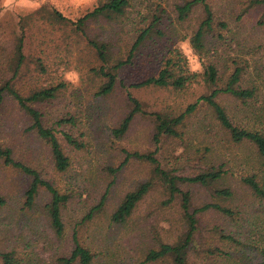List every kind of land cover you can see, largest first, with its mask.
<instances>
[{
  "label": "rangeland",
  "instance_id": "obj_1",
  "mask_svg": "<svg viewBox=\"0 0 264 264\" xmlns=\"http://www.w3.org/2000/svg\"><path fill=\"white\" fill-rule=\"evenodd\" d=\"M101 1L0 0V78L4 76L3 66L12 54L14 43L21 39L24 52L40 56L47 72L38 74L32 65V72L17 81L18 89L26 92L61 81L66 84L55 99L42 102L37 108L44 115V123L57 129L70 158V165L64 171L56 170L48 144L26 131V116L15 101L9 98L5 101L0 112V144L12 147L16 159L37 169L68 199L62 208L63 232L57 236L43 209L49 193L40 191L35 206L23 208L25 176L0 162V194L7 200L0 207V251L14 250L15 256L25 260V264H54L58 257L71 252L76 235L93 253L90 264H138L149 249L158 248L160 243H173L185 229L180 205L177 199L169 202L163 186L157 182L124 223L109 220L123 195L150 178L152 166L131 157L117 172L112 173L110 168L123 160L124 151H153L160 167L172 174L193 175L219 165L224 170L222 177L210 187L180 183L181 188L190 191L193 206L217 203L233 212L228 216L210 208L199 213L202 247L190 250L187 264H264V199L255 196L242 182L244 176L255 174L264 188V156L251 143L231 141L206 103L200 100L195 110L185 116L177 127L178 135H162L157 143L153 140L154 121L139 113L122 136L112 133L111 129L127 112L128 94L140 101L143 110L176 116L210 88L202 76L181 89L131 86L156 73L168 44L157 39L136 52L119 74L112 93L105 97L96 95L94 92L103 79L90 72L89 67L98 64L97 60L84 48L82 40L76 42L78 38L69 25L50 17V11L55 9L67 19L76 20ZM175 1L130 0L120 21L121 30L115 22L109 24L103 20H93L88 30L96 33L104 27L115 43L117 54L125 58L147 13L164 8L172 16ZM247 1L210 0L215 16L227 22L228 27L219 31L222 39L215 41L217 36L214 37L202 57L193 51L188 39L176 45L192 71H202L203 64L217 66L221 75L217 87L223 86L234 63L243 67L240 83L242 87H254L253 97L245 105L227 94L216 99L233 124L264 134V48L257 47L264 43V16L261 7L241 14ZM198 13L199 10L192 14L183 26H169L167 34H172L174 39L189 32L197 23ZM73 73L78 75V82ZM61 117H71L74 124L57 126L55 122ZM59 130L69 132L82 146L73 148ZM108 185L102 209L92 211V216L85 218L99 203ZM214 187L228 189L231 196L212 195ZM212 228L220 229L221 233ZM206 247L217 249L210 253ZM146 264L172 263L169 257H163Z\"/></svg>",
  "mask_w": 264,
  "mask_h": 264
},
{
  "label": "trees",
  "instance_id": "obj_2",
  "mask_svg": "<svg viewBox=\"0 0 264 264\" xmlns=\"http://www.w3.org/2000/svg\"><path fill=\"white\" fill-rule=\"evenodd\" d=\"M129 4L130 0H102L76 20L67 19L55 9L50 11V17L55 21L62 22L64 25H69L70 31L78 38L76 42L82 40L84 48L92 52L94 59L97 60L98 64L90 66L89 71L100 79L102 78L103 81L94 93L101 97L112 93L119 74L128 63H131L136 52L142 46L152 45L157 39H163L168 44L161 60L158 61L156 73L131 83V86L173 87L174 89H181L188 82L194 81L198 76H202L203 81L210 89L208 93L202 94L195 102L190 103L182 113L176 116L143 110L140 101L131 94H128L126 97L127 112L120 119L119 123L111 129L112 133L117 137L122 136L129 129L134 115L139 113L152 118V121H154L153 140L157 143L162 135H178L177 127L183 122L187 114L195 110L197 103L202 100L211 108L220 128L224 130L226 136L231 141L236 143H251L256 148L257 153L264 156V134L258 130L241 128L233 124L225 108L216 99L220 94H227L240 100L245 105L253 97L254 87L241 86L243 67L234 63L235 65L228 71L223 86L217 87V82L221 77L217 66L208 63L203 64L202 71H192L188 66L185 55L176 45L179 41L188 39L193 51L202 57L201 55L207 51V47L213 42L214 37L217 36L215 41H218L220 38L222 39L221 32L219 31L226 29L228 25L227 22L215 16L210 0H176L172 5V16L171 13H166V9L164 8H156L157 10L155 9L152 13H147L146 19L143 18V26L137 30V34L133 38L134 40L127 52V56L122 58L115 51V43L111 41V36H109L108 32H104V27H101L102 31L96 33L90 32L88 27L93 20H103L109 24L115 22L119 29L120 27L122 29L120 21L125 16ZM255 7H261L263 10L262 15L264 16V0H248L241 14ZM197 10H199L196 16L197 23L195 26L193 25V28L189 32H184L182 36L174 39L172 34H167L166 29L169 26H177L179 24L183 26L184 23L189 22L188 19ZM20 28L21 31L24 30L21 26ZM217 30L218 32H216ZM257 47L264 48V43L259 44ZM32 65H34V72H38V74L47 72L42 58L26 54L24 52L23 40H17L14 43L11 56L7 60L6 65L3 66L4 76L0 78V112L4 107L5 101L8 98L13 99L19 110L26 116V131L33 132L48 144L55 169L64 171L70 165V158L61 145L57 136V129L44 123V115L37 106L42 104V102L55 99L65 88L66 84L61 81L57 84L30 88L26 92L20 91L16 86L17 81L29 72H32ZM70 122L74 124L71 117H61L56 120L55 124L60 126ZM59 131H61L63 139L73 148H80L82 146V143L69 132L65 130ZM124 152L123 160L115 168H110L112 173L120 170L131 157H134L151 164V176L147 180L139 182L132 190L127 191L123 195L110 213L109 220L113 223H124L132 214L138 202L148 193L153 185L156 182L161 184L168 195L167 200L169 202L175 199L178 200L180 218L185 229L173 243H160L158 248L146 251L143 259L138 264H146L163 257H169L172 264H187L190 250L196 251L197 247H202L200 239L202 226L199 222V213L210 208L228 216H231L233 212L229 208L217 203L193 206L190 191L181 188L180 183L188 182L210 187L214 181L220 179L224 174L222 165L208 167L202 172L193 175H177L161 168L153 151L148 153H139L138 151ZM13 153L12 147L0 144V162L2 166L16 169L25 176L26 186L22 194L24 199L22 207L32 209L35 206V199L39 192L47 191L49 193V200L44 204L43 209L51 228L57 236H60L64 228L62 208L68 196L60 193L49 181L45 180L37 169L16 159ZM242 182L248 186L255 196L264 199V188L256 180L255 174L244 176ZM108 187L109 185L102 194L99 203L89 210L85 218H90L92 211L102 209ZM211 191V194L215 196H231V192L225 188L214 187ZM6 203V198L0 194V207ZM212 230H218L221 233L220 229L212 228ZM223 237L227 236L223 235ZM205 249H207V252L215 253L214 249L216 250L217 248L209 249L206 247ZM92 258L93 253L91 250L82 245L76 235H74L71 252L67 256L58 257L54 264H90ZM0 259L1 264L26 263L25 260H19L15 256L14 250L0 251Z\"/></svg>",
  "mask_w": 264,
  "mask_h": 264
},
{
  "label": "clouds",
  "instance_id": "obj_3",
  "mask_svg": "<svg viewBox=\"0 0 264 264\" xmlns=\"http://www.w3.org/2000/svg\"><path fill=\"white\" fill-rule=\"evenodd\" d=\"M72 76H76V78H77V82H78V75L77 74H75V73H73V74H71ZM70 78V77H69Z\"/></svg>",
  "mask_w": 264,
  "mask_h": 264
}]
</instances>
